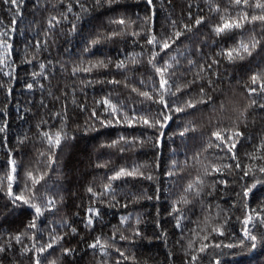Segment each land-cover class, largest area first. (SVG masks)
Segmentation results:
<instances>
[{"label": "snow or ice", "instance_id": "snow-or-ice-1", "mask_svg": "<svg viewBox=\"0 0 264 264\" xmlns=\"http://www.w3.org/2000/svg\"><path fill=\"white\" fill-rule=\"evenodd\" d=\"M27 2L28 0H0V4L7 6V11L11 13L7 23L0 17V29H2L0 30V93L4 95V104H0V148L8 146L4 156L0 158L4 160V164L0 166V196L6 198L5 207L10 208L13 213H23L25 210L30 213V219L23 231L14 235L9 234L6 242L0 243V264H3L7 253L13 249L18 258L14 259L12 264H24L25 261L27 264H59L60 257L73 256L75 249L64 247L62 242L67 235H78L77 227L67 220H62L61 227L68 231L63 234L58 233L53 227L54 219L49 217H55L60 211L57 206L58 200L60 204H63L64 200L61 194L62 186L57 184L54 188L53 177L58 181L63 176L62 157L69 142L76 139L75 133L81 130L84 135L98 133L105 136L111 134L104 130L111 128L132 130L122 131L114 139L101 141L99 149L107 151L108 159H104L101 154L92 164L93 169L104 171L96 172L87 187L89 205L82 223L89 232L100 229V234L87 245L88 248L95 250L94 254L98 253L104 258L97 264H110V260L111 264H124L125 261L136 260L134 254H128L126 248L119 246L117 233H119V242H124L125 245H134L141 241L151 243L154 239H163L167 243V232L161 227L158 205L166 196L168 199H165V203H168L173 195L178 199L171 200L167 212L172 217L174 229L179 232L180 238L175 243L184 247L183 241L187 232L194 233L200 240L199 246L190 255L188 250L193 249L195 241L187 240L183 264H205V261L213 264L209 259L212 255L209 250L227 249L229 250L227 254L233 255L232 249L254 250L260 244H264V207L253 208L249 204L254 190L258 186H264V155L260 154L264 150V138L253 145V151L245 153L243 158L238 155L237 144L245 137L240 126L247 127L244 112L237 115L232 127L221 128L211 133L202 150L204 152L211 150L209 154L212 159L207 164H201L199 174L189 179L186 184L182 183L185 177L181 173L188 166L189 158L186 157L183 162L177 160L175 156L178 146L173 147V145L177 137L183 143L188 134L196 132L197 129L192 121L187 119L183 127L178 128L177 131H172L171 127L182 118V115L184 117L191 115L189 110L197 109L198 105H212L214 109L212 94L206 91V87L212 92L216 90L215 81L211 77L219 79V72L213 71V67L220 63L217 57L226 58L232 63L252 55V50L264 38V0H223L227 5L224 9H221L218 0H204L209 6L210 13L219 14L218 22L211 25L214 36L219 38L239 33L242 38L235 47L221 49L214 57L197 49L193 52V56L199 59L185 56L187 45L181 47L177 42L182 36H187L193 32V29L205 24L206 18L203 15H198L192 23V13L189 12V22L181 23L179 18H173V14L168 13L165 17V25L158 29L157 4L154 0H134L136 4L144 3L147 6L143 16L138 11L129 15L130 6L126 0H67V2L59 0L60 9L57 15L47 19L45 35L58 34L65 22L69 26L67 31L75 33L85 24L90 25L92 20L104 16L107 17L102 26L104 30L92 33L90 42L85 44L82 53H91L98 45L116 38L125 40L126 43L130 42L133 51L126 53L123 58H118L115 62L111 57L84 59L83 56L73 62L71 77H81V79L79 89L75 81L73 83L72 104L81 112L88 111V119L82 126L77 124L73 130L68 123L70 119L68 106L63 104L62 111L51 113L48 120L41 119L33 126L36 129V137L46 151H40L35 157L25 161L20 149L31 145L35 150V140L28 133H24L21 137H14L15 144L10 145L9 113L4 105L9 98L15 99L13 90L18 86L20 79L16 73L18 64L10 57L13 52V40L18 32V22L23 18ZM32 2L38 8L39 0ZM166 2L171 4V0ZM213 3L215 7L212 6ZM122 4L124 7H119ZM52 7L55 9L56 6ZM47 9L46 5L44 10ZM208 20L211 21V16ZM247 33L252 35L244 39ZM215 42L213 40V43ZM49 46V41L36 40L32 44V48L40 51H47ZM135 47H139L140 51H135ZM172 51H175L176 55H172ZM38 55L39 52H36L29 59L26 54L19 62L33 66L31 82L24 80V90L28 92L34 93L37 88L43 92L45 85L42 81L52 76V61H47V64L40 62L37 65L35 62ZM182 56L183 63L180 59ZM37 67L38 71L35 70ZM60 67L63 70L66 65L61 64ZM110 67L123 79H117L108 72ZM141 67L144 71L137 74L136 70ZM101 71L108 72L111 78L94 75ZM250 83L253 86H246V91L250 98L256 97L252 99V105L264 109V72L251 75ZM96 85L102 88L105 85L111 87L105 90L104 95L99 99L93 100V106L89 110L86 104L87 89ZM57 86L61 88L62 95L67 99L69 94L67 86L60 84ZM77 92L83 94L84 101L78 102L75 99ZM48 95L54 93L49 92ZM55 98L60 99L59 96ZM40 107H47L43 100L40 102ZM30 111L31 109L27 107L20 108L19 102H16L18 118L25 119ZM137 129L144 131L137 132ZM166 129L168 131H165ZM169 141L171 144L168 143ZM145 144H150L154 150V161L151 165L134 160H125L119 165L113 164L112 155L123 158ZM165 150L172 153L167 168L162 167ZM200 154L196 153L191 159L199 161ZM211 176L216 178L209 183L207 178ZM229 176L233 179L229 180ZM142 180L150 182L153 189L151 194L148 193L147 187H137L136 183H132ZM219 185L223 187L218 188ZM177 188L179 191H176ZM230 188L231 195L238 198L242 207L243 218L236 217L241 223L242 236L238 241L229 239V242L225 243L224 240H217L216 237L229 235L228 225L231 216L219 203L214 204L213 200L206 198H215L219 193L220 198L223 199ZM206 189L210 190L206 191ZM121 200L124 202L121 203ZM145 200L154 202V206H157L155 217V226L159 229L157 235L148 237L142 231L140 225L147 221L144 219V213L139 210L120 214L118 225H111V236L103 233V228L107 226L104 217L108 211L117 208L128 209L130 205L140 204ZM193 201L200 204L202 221H192L188 215L191 209L187 206ZM213 207L217 209L215 216L209 214ZM230 207H235V204H231ZM194 222L204 225L205 234L200 235L195 229L188 227ZM25 241H30V246ZM57 252L60 253V257H56ZM112 252L118 255L113 257ZM173 256L174 253L170 252L169 258ZM214 264H222V261L216 258Z\"/></svg>", "mask_w": 264, "mask_h": 264}, {"label": "trees", "instance_id": "trees-1", "mask_svg": "<svg viewBox=\"0 0 264 264\" xmlns=\"http://www.w3.org/2000/svg\"><path fill=\"white\" fill-rule=\"evenodd\" d=\"M126 2L130 6L128 9L129 15L136 11H138L141 16L145 14L147 6L144 3L136 4L134 0H126ZM218 2L220 3L221 9L227 7L223 0H218ZM154 3L157 4L156 27L158 29L165 25V17L168 13H172L173 18H179L181 23L189 22V12L192 13V23H194L198 15H203L206 18L205 24L200 25L198 29H193V32L189 33L187 36H182L180 41L177 42L181 47L187 45V51L184 55L189 58L199 59V57L193 56V52L197 49H200L208 56L214 57L215 53L220 52L221 49L235 47L242 38L239 33H232L229 36L219 38L215 37L211 32V25L218 22L219 14L210 13L208 11L209 6L204 0H171L170 5L166 0H154ZM46 5L48 6L47 11L44 10ZM53 5L56 6L55 9L52 7ZM189 5H191V7H189ZM212 6L215 7V3H213ZM119 7L123 8L124 5L122 4ZM59 9V0H39L38 8L33 5L32 0H28L24 8L23 18L18 22V32L13 40V52L10 59L17 62L18 67L16 68V73L20 79L18 81V86L13 90L15 99L9 98V101L4 106L9 113L10 135L8 140L10 145L15 144L14 137H21L24 133H28L29 136L35 140V150L31 145L20 149V153L24 155L25 161L30 157H35L40 151H46V148L41 145L39 139L36 137V129L33 126L39 123L41 119L48 120L51 113L62 111L63 104H67L68 106V115L70 117L68 123L73 130L76 128L77 124L82 126L88 119V111L81 112L72 104L74 98L71 91L73 83L75 81L77 89H79V80L81 79V77H71V68L74 66L73 62L78 61L82 56L84 59L90 57L93 59L111 57L113 62H115L118 58H123L126 53L133 51V45L130 42L126 43L125 40L116 38L107 43L98 45L91 53H82L85 44L90 42L92 33L97 30H104L102 26L107 20V17L104 16L92 20L90 25L85 24L75 33H69L67 31L69 26L67 22H65L58 34L53 35V33H48V35H45L47 19L52 15H57ZM201 9H203V11H201ZM10 16L11 13L7 11V6L0 4V17L4 19L5 23L8 22ZM209 16H211L210 22L208 20ZM88 19H91V17H88ZM251 35V33H247L243 38L247 39ZM257 35L259 36V32H257ZM126 39L130 40V38ZM36 40H40L41 42L49 41L50 46L48 50L40 51L32 48V44ZM213 40L216 42L213 43ZM135 51L139 52V47H135ZM36 52H39L35 62L37 65L40 62L47 64V61H52V76L48 80L42 81L45 85L43 92L37 88L33 93L24 90V80L27 79L31 82L33 66L19 64V62L25 58L26 54L30 59ZM171 54L176 55V52L172 51ZM217 58L220 60V63L213 67V71L219 72V79L217 80L216 77H211L215 81L214 87L216 90L212 92L211 89H207L206 87V91L212 94L214 109L212 105H198L197 109L189 110L191 115L186 117L182 115V118L171 126L172 131H177L178 128L183 127L184 121L187 119L191 120L192 124L197 129L194 133L190 132L183 143H181L180 138L177 137L175 145H173V147L178 146V151L175 156L177 160L183 162L186 157L189 158L188 166H186L181 173V175L185 177L182 181L184 184H186L189 179L199 174L201 164H207L212 159L209 154L211 150H209V152H204L202 150L207 139L210 138L211 133L221 128L226 129L232 127L233 121L236 120L239 113L244 112L247 127L244 125L240 126V130L245 133V137L237 144L236 151L238 155L243 158L245 153L253 151V145L258 144L259 141L264 138V109L253 106L251 101L256 97L253 96L250 98L246 91V86H253L250 83L251 75L264 72V38H262L261 43L252 50V55L246 56L244 60H237L229 63L226 58ZM180 59L183 63L184 57L182 56ZM61 64L66 65L63 70L60 67ZM35 70L38 71V67ZM141 71H144L143 67L138 68L136 73L138 74ZM108 72H111L117 79H123L122 76L111 67ZM108 72L101 71L99 73H94V75L102 77L108 76V78H111ZM207 78L208 76L205 77V79ZM58 84L67 86L69 93L67 99L62 95L61 88L57 86ZM110 87L109 85H105L102 88L100 85H96L94 88L87 89L86 104L89 110L93 106V100L103 96L105 90ZM49 92L54 93V95H48ZM57 96L60 97L59 100L55 98ZM75 99L78 102L84 101V96L77 92ZM41 100H43L47 107H40ZM17 101L19 102L20 108L27 107L31 109L25 116V119H20L17 116ZM0 104H4V95L2 93H0ZM104 131L111 135L105 136L98 133L84 135L82 130L77 131L75 133L76 139L69 142L62 157L63 176L58 181L53 177L54 188L57 184L61 185V194L64 198L63 204H60L58 200L57 206L60 211L55 217H49L55 221L53 227L56 228L58 233L63 234L68 230L62 228L60 222L62 220H67L72 223L74 227H77L78 230V235H67L65 241L62 242L64 247L75 249L73 256L70 258L60 257V253L57 252L56 257H60L59 264H97L98 261L104 259L99 256L98 253L94 254L95 250L87 247V245L95 239V236L100 234L99 228L93 232H89L83 227L82 221L85 217V210L89 205L87 187L90 185L92 177L96 172L104 171L93 169L92 167L97 156L103 154L104 159H108L107 151L99 149L100 142L114 139L122 131L132 130L111 128ZM136 131L139 132L144 130L137 129ZM165 131L168 130L166 129ZM149 135H151V132H149ZM169 135H171L170 132ZM168 143L171 144V141ZM7 147L8 146L0 148V158L4 156ZM153 151L150 144H145L143 147L138 148L136 151L129 153L123 158L118 155H112L111 159L115 165L122 164L125 160H134L151 165L154 161ZM196 153H201L199 161L191 159ZM260 154L264 155V150H262ZM171 158L172 153L165 150L163 168L168 167ZM3 164L4 160L0 159V166ZM215 178V176H211L207 179L210 183ZM228 178L229 180L233 179L232 176ZM132 183H136L137 187H147L149 194L153 191L150 182L147 180L133 181ZM241 183H243V181H241ZM217 187L222 188L223 186L219 185ZM167 188L168 185L166 184V191ZM207 190L210 189H206V191ZM238 190L239 188L237 187V191ZM176 191H179V189L177 188ZM165 199H168V197L166 196L162 199L158 207L161 214V227L167 232V243H165L163 239H154L151 243L141 241L134 245H125L124 242H119V233H117V242L119 246L126 248L128 254H134L136 256L135 261H125L124 264H183L187 240L193 239L195 241L193 249L188 250L189 255L199 246V237L192 232H187L185 234L186 238L183 241L184 247L175 243L176 240L180 238L179 232L174 229L172 217L168 215L167 210L170 208L171 200L178 199V197L173 195L171 199L168 200V203H165ZM206 199L213 200L214 204L219 203L221 208L227 209L228 214L231 216L228 225L229 235L226 237H216V239L224 240L225 243L229 242V239L238 241L242 233L241 223L236 217L242 219L243 211L238 198L231 195V188L224 194L223 199L220 198L219 193L216 194L215 198ZM123 202L124 201L121 200V203ZM6 203V198L0 196V243L6 242L9 234L14 235L23 231L25 224L30 219V213L27 210L23 213H13L10 208L5 207ZM231 204H235V207H230ZM249 204L253 208L264 207V186H258V188L254 190L249 199ZM156 207L157 206H154V202L145 200L140 204L130 205L128 209L117 208L111 211L104 209L108 211V214L104 217L107 226L103 228V233L107 236H111V225H118L120 214L139 210L144 213V219L147 221V223L140 225L142 231L146 233L148 237H153L159 233V229L155 226ZM180 207H184V205H180ZM187 207L191 209L188 215L192 221L203 220L200 204L198 202L193 201V203L189 204ZM216 211L217 209L213 207L209 214L215 216ZM77 213L79 215H77ZM188 227L190 229H195L200 235L205 234L203 231L204 225L202 223L197 224L194 222L189 224ZM125 234L127 235L128 233ZM25 243L29 244V246L31 244L30 241H25ZM109 251H111V249ZM209 251L212 253L209 259L213 261V264L216 258H219L222 264H264V244H260L254 250L250 248L232 249L231 252L233 255H228L227 253L229 250L227 249ZM170 252L174 253L171 259L169 258ZM116 255L118 254L112 252L113 257ZM17 258L15 249H13L7 253V258L4 259L3 264H12V261ZM24 264H27V261H25ZM205 264H208V262L205 261Z\"/></svg>", "mask_w": 264, "mask_h": 264}]
</instances>
